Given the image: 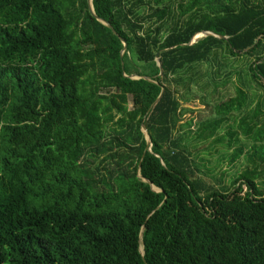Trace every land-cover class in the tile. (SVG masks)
I'll return each mask as SVG.
<instances>
[{
	"label": "trees",
	"instance_id": "1",
	"mask_svg": "<svg viewBox=\"0 0 264 264\" xmlns=\"http://www.w3.org/2000/svg\"><path fill=\"white\" fill-rule=\"evenodd\" d=\"M93 5L123 58L88 0H0V264H264L260 104L238 122L245 143L236 131L227 144L252 169L219 189L186 145L196 123L180 95L218 53L252 58L264 82V0ZM202 32L229 41L190 45ZM248 104L236 89L198 136Z\"/></svg>",
	"mask_w": 264,
	"mask_h": 264
},
{
	"label": "rangeland",
	"instance_id": "2",
	"mask_svg": "<svg viewBox=\"0 0 264 264\" xmlns=\"http://www.w3.org/2000/svg\"><path fill=\"white\" fill-rule=\"evenodd\" d=\"M219 54L221 53H218L211 62L204 63L200 67L197 82L194 81L190 84L189 92L181 88L180 95L183 96L186 106L192 110V112L186 113L183 118L187 120L191 118L196 123L194 127L186 131L188 133L186 145L194 156H197V162L200 163L201 168L200 174L209 184L221 189L223 187L230 188L233 179L244 169H252V165L245 155H241L235 162L231 163L228 154L245 143V139L237 127L238 122L241 117L253 113L258 104H260L258 123H264V82L257 83L250 76L249 65L253 62L252 58L223 56V59L221 58L222 55ZM236 89H241L246 93L249 104L240 112L229 115L214 138L203 141L205 138L198 136L200 128L203 124H207L216 118L219 119L216 114V107L235 98ZM236 131L239 132L242 143L240 145L233 143V146L229 148L227 146L230 141L229 132ZM249 145L250 143L246 142L245 152L249 149ZM116 149L113 147V150ZM103 158L100 156L91 161L92 167L96 168L100 178L106 174L107 169L111 168L108 162L103 163L105 161ZM259 172L261 175L256 181L259 188L264 192V164L259 167ZM244 188L246 189V186Z\"/></svg>",
	"mask_w": 264,
	"mask_h": 264
},
{
	"label": "water",
	"instance_id": "3",
	"mask_svg": "<svg viewBox=\"0 0 264 264\" xmlns=\"http://www.w3.org/2000/svg\"><path fill=\"white\" fill-rule=\"evenodd\" d=\"M88 5H89V11L91 13V15L98 21L100 22L101 24H103L104 26H106L107 28H109L113 33L114 35L116 34L121 42L123 43V49L121 51V58H123V54L127 48V43H126V40L124 37H122L119 33L116 32V30L113 28V26L105 21L104 19H101L99 16H97L96 12H95V9H94V5H93V0H88ZM200 35V36H199ZM208 36H212V37H215V38H218V39H221V40H225V41H229V37H226V36H219V35H216L212 32H202V33H199L197 34L193 40H191L190 42V45H194L195 43H198L199 40H201L202 38H205V37H208ZM155 61H156V64L158 66H160V60H159V57L158 55L155 56ZM123 64V62H122ZM127 75V74H126ZM128 76V75H127ZM131 78H135V79H138V78H144L146 80H151L148 76H140V75H130ZM161 93H162V90H161ZM142 132L144 133L145 137H146V141H147V145L149 147V151H151V147H152V141H151V137L147 131V129L143 126L142 127ZM139 176H141V174L139 173ZM152 185V189L153 190H156V191H161L160 189H158L155 185L151 184ZM142 237V236H141ZM141 255H144L145 254V250H144V246L141 247Z\"/></svg>",
	"mask_w": 264,
	"mask_h": 264
},
{
	"label": "bare ground",
	"instance_id": "4",
	"mask_svg": "<svg viewBox=\"0 0 264 264\" xmlns=\"http://www.w3.org/2000/svg\"><path fill=\"white\" fill-rule=\"evenodd\" d=\"M200 36V35H199ZM146 138V137H145ZM151 150H152V147H151ZM141 174V173H140ZM142 176V175H141ZM145 179V178H144ZM146 180V179H145ZM147 181V180H146ZM154 185V184H153ZM158 188V187H157ZM159 189V188H158ZM161 190V189H160ZM142 246H144V245H142Z\"/></svg>",
	"mask_w": 264,
	"mask_h": 264
}]
</instances>
